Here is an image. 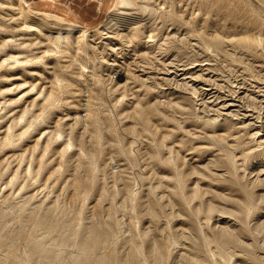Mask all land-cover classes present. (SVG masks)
<instances>
[{"label":"rangeland","instance_id":"374dc122","mask_svg":"<svg viewBox=\"0 0 264 264\" xmlns=\"http://www.w3.org/2000/svg\"><path fill=\"white\" fill-rule=\"evenodd\" d=\"M128 1L0 0V264H264V0Z\"/></svg>","mask_w":264,"mask_h":264},{"label":"bare ground","instance_id":"6f19581e","mask_svg":"<svg viewBox=\"0 0 264 264\" xmlns=\"http://www.w3.org/2000/svg\"><path fill=\"white\" fill-rule=\"evenodd\" d=\"M123 2L122 3H124V2H126V3H129L130 1H128V0H122ZM124 5V4H123ZM145 6V5H144ZM228 106V104H226V103H224L223 104V107L224 108H226ZM23 132V131H22ZM51 134V133H50ZM46 135V134H45ZM69 141H70V139H68ZM68 144V143H67ZM63 152V151H62ZM21 153V152H20ZM33 210V209H32ZM32 215V214H31ZM43 220V219H42ZM43 222H45V221H43ZM40 223H42V222H40ZM45 224V223H44ZM90 225V224H89ZM263 229H264V225H263ZM46 230H47V228H46ZM89 236H90V233H88V234H86L80 241H78L77 243L79 244V247H80V253H79V255L75 258L76 259V261L77 262H82L83 261V258H86L85 257V254L89 251V247L87 246V239L89 238ZM229 237V236H228ZM155 241V240H154ZM37 243H39V244H43L44 243V241H43V239H40V240H38L37 241ZM48 253H50V254H52V255H56V257H59V251H58V249H50L49 250V252ZM91 264H107V261H106V259L105 258H102V257H100V258H97V257H95V258H93L92 259V261H91Z\"/></svg>","mask_w":264,"mask_h":264}]
</instances>
